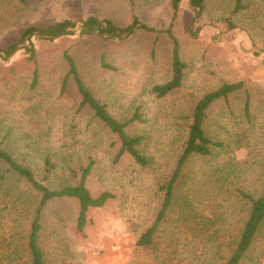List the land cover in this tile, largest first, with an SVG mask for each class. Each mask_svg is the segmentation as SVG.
I'll return each mask as SVG.
<instances>
[{"label": "rangeland", "instance_id": "1", "mask_svg": "<svg viewBox=\"0 0 264 264\" xmlns=\"http://www.w3.org/2000/svg\"><path fill=\"white\" fill-rule=\"evenodd\" d=\"M242 4L234 13V0H204L197 16L189 0L176 9L169 0H0V49L17 43L0 57V146L50 188L76 183L92 160L87 189L114 195L89 210L82 232L75 200L47 202L37 237L45 264L226 263L250 208L238 191L254 197L264 191V0ZM88 16L117 27L136 16L152 30L138 28L122 38L82 33ZM65 19L73 22L72 33L52 40L31 36L33 56L23 48L29 41L19 39L27 27ZM167 27L186 68L181 86L158 97L152 87L171 74ZM64 52L109 114L120 122L138 115L124 131L142 135L138 148L146 165L128 154L115 159L117 137L88 107L77 110L80 97L70 75L61 89ZM102 55L112 68L101 66ZM240 80L241 89L205 111V134L222 145L188 157L151 244L136 245L161 208L194 104L221 82ZM39 200L29 182L0 162V264H30L27 242ZM238 264H264V219Z\"/></svg>", "mask_w": 264, "mask_h": 264}, {"label": "trees", "instance_id": "2", "mask_svg": "<svg viewBox=\"0 0 264 264\" xmlns=\"http://www.w3.org/2000/svg\"><path fill=\"white\" fill-rule=\"evenodd\" d=\"M21 2H26L27 0H20ZM132 1V0H130ZM171 7L173 9L177 8V4L180 0H169ZM190 7L194 8L196 15L199 16L200 12L204 8V0H189ZM242 4V0H234V7L232 12L236 13L237 11L245 8ZM74 26L73 22L70 20L58 21L54 24H49L47 26H29L27 27L20 36V41H29L31 36H38L48 40H52L63 34L72 33V27ZM152 30L147 25L140 22V20L133 16L131 22L125 27H117L111 19L98 20L94 16H88L82 21L80 32L82 33H91L96 31L98 34L104 37H116L122 38L133 33L136 29ZM166 32L169 35L171 41V74L168 80L163 83L156 84L152 87V91L158 97L165 96L172 90L178 88L182 84L184 70L186 68V63L181 60L179 56V46L177 39L172 33L170 28H166ZM17 43H12L6 47L0 49V57L5 58L11 55L16 50ZM27 51L33 56V43L31 41L28 44L23 45ZM63 58L66 60L68 65V70L63 78L61 89L65 87L66 79L70 75L76 86V90L79 94V103L77 105V110H81L84 107H88L93 113V116L98 118L103 124L108 127V129L117 137L119 141V149L115 156L117 160L121 155L128 154L135 162L140 165H146L148 160L140 152L138 146L142 143V135H128L125 133L124 128L128 123L135 121L138 118V115L135 113L128 119L126 122H120L114 118L107 111L105 105L101 103L95 96L92 94L90 89L83 83L74 59L67 52L63 53ZM100 63L102 67L112 68L105 61L104 55L100 58ZM37 81V70H33L31 86H34ZM243 86V81L236 82H222L219 87L209 90L204 93L194 104L191 114V123L188 126V135L184 142V147L182 153L177 161V165L173 171L172 176L168 179L165 185V194L162 200L161 208L158 211L153 223L142 232L138 239L136 240V245H150L152 242V236L164 217L165 210L170 205L171 193L173 190L174 182L182 168V166L187 161L188 157L192 154H208L210 152V146H220L222 143L215 142L210 139L203 129V120L205 117V111L208 106L217 99L223 98L226 99L227 96L238 89H241ZM244 112L246 115L249 114V101L246 98L244 102ZM0 162H3L8 170L13 171L19 177L23 178L31 184V186L36 189L40 194L39 206L36 209L35 216L33 217L30 230L28 235V252H29V262L30 264H45L42 253L37 243L38 232L41 228L40 218H41V209L49 201L59 198L73 199L77 202L78 212L76 217V229L79 232H82L84 227L88 222L87 214L90 209L103 207L107 201L114 198L113 193L109 191H102L97 195H92L85 185V179L89 174L93 161L90 160L88 164L81 169L79 179L74 184H65L57 188H50L42 181L38 180L34 172L17 161L12 154L6 151L0 146ZM48 164V161L46 160ZM50 168H46L45 178H47ZM238 194L250 202L249 213L247 219L245 220L243 227L241 229L239 238L235 249L230 254L228 260L225 264H238L241 258L244 256L245 252L250 247L255 234L259 226L261 225L264 219V191L259 196H252L251 194L239 190Z\"/></svg>", "mask_w": 264, "mask_h": 264}, {"label": "crops", "instance_id": "3", "mask_svg": "<svg viewBox=\"0 0 264 264\" xmlns=\"http://www.w3.org/2000/svg\"><path fill=\"white\" fill-rule=\"evenodd\" d=\"M221 83H222V82H221ZM219 86H220V85H219ZM219 86H217V87H219ZM217 87H216V88H217ZM214 89H215V88H214Z\"/></svg>", "mask_w": 264, "mask_h": 264}]
</instances>
